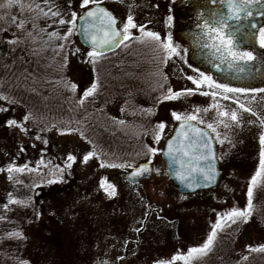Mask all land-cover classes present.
<instances>
[{"label": "rangeland", "instance_id": "1", "mask_svg": "<svg viewBox=\"0 0 264 264\" xmlns=\"http://www.w3.org/2000/svg\"><path fill=\"white\" fill-rule=\"evenodd\" d=\"M49 1L53 3L50 6L57 4V6L54 5L55 8L61 9L65 19L70 18L68 15L70 11H76L77 15L81 13L80 0H71V8H69V0ZM155 1L135 0L132 3L133 0H102L110 9L116 11L117 16L127 20L131 15L136 25L147 22L148 29L159 33L162 38L170 32L175 43L189 49L185 57L187 64L178 57H173L167 64H161L162 54L155 50L153 44L145 43V46H142L146 49L144 54L140 55L141 59L134 63L133 67L137 69L136 71L149 78L151 90L155 92L151 102L139 94L141 102H144L140 107L152 110V114H149L145 143L162 149L164 140L170 135L177 122L171 117L172 111L192 114L197 108H208V112L198 114L199 118L205 120L206 124L213 123L222 138L227 136L232 141L231 144L227 141L223 145L216 143L219 153L225 154L221 159L223 175L218 185L210 191L183 195L187 199H180L181 194L177 192L167 176L164 161L160 157L161 151L151 158L152 168L161 169V174L157 175L153 171L149 179L131 185L124 179L125 172L130 168L124 171L122 168H101L96 156L87 163H82L83 156L90 151L86 143L77 135L54 134L58 144L57 150L62 154L61 159L71 152L77 156V161L70 169L71 174L64 177L63 183L38 189L43 190V193L33 197V207L9 209L7 219L0 222V233L1 224L6 223L14 226V230H21L26 239L13 240L16 242L14 244L4 241L2 244L5 250L3 254L0 253V264H18L20 260H26L29 264H135L134 262L138 260L141 264L153 263L174 253L183 254L191 247L202 245L211 232L218 214L246 205L248 184L260 164L259 136L263 126L259 124L257 117L239 110L235 101L238 99L241 103H245L246 107L252 108L259 118L264 119V93L222 94L232 98L223 99L221 95L214 100L211 96L201 94L203 91H210L204 87L191 96L157 103L162 94H166L167 87H171L174 91L195 88L186 79L187 75H196L188 64H191L193 68H199V66H195L187 57L192 53L191 48L177 34L184 24L183 18H180L182 13L176 8V0H157L156 4ZM182 10L186 12L184 19H192L187 18L190 9L182 7ZM13 14L14 10L8 16L12 17ZM169 15L173 17L170 26L167 25ZM65 28L66 26L59 27L62 33L66 31ZM130 32L132 35L138 34V30L134 28L130 29ZM74 41L76 46L82 48L75 34ZM139 49L136 46V50ZM69 65L71 80L77 84L81 83L78 80L80 69H82L80 60L73 57ZM200 70L207 72L205 68ZM163 76H166L167 80H164ZM262 77L264 75L260 76ZM213 78L220 82L218 77L213 76ZM251 82L254 86H250V83L229 85L264 88V80L256 78ZM213 103L219 104V110L230 112L234 108L237 109L241 116L240 125L231 124L229 128L219 125V119H225L226 123L230 121L219 117L217 110L210 108ZM0 107L7 108L1 102ZM160 121L166 123V128L160 141L156 143L152 140L151 129ZM206 124L201 126L206 127ZM209 131L211 132L210 129ZM212 134L215 135V133ZM19 138L22 139L20 136ZM25 143L26 141L8 137L0 146V167L6 166L13 160L19 164L23 152L29 156L25 149L20 153V146L25 148ZM4 173H0V191ZM101 178H107L116 186L115 197L108 198L102 190H99ZM149 205H151L150 208ZM34 210L41 212L39 220L36 219ZM137 228H141L139 232L141 234L135 231ZM259 233L260 231L253 227L248 236L244 234L246 237L238 238L233 253L237 255L239 261L249 246L257 247L264 244V234L262 233L259 237ZM136 238L141 239L137 246L132 244V240ZM148 238L153 240V245L150 247L145 244ZM129 240L130 243L125 244ZM124 251L142 252L140 255L145 257L129 262L125 259L118 260L117 257L124 256Z\"/></svg>", "mask_w": 264, "mask_h": 264}, {"label": "snow or ice", "instance_id": "2", "mask_svg": "<svg viewBox=\"0 0 264 264\" xmlns=\"http://www.w3.org/2000/svg\"><path fill=\"white\" fill-rule=\"evenodd\" d=\"M102 0H80V9L82 15L78 17L76 11H70L68 15L69 19L64 18V13L55 8L54 5H49L48 0H44V7L40 4L29 3L25 5L23 0H6V3L0 4V8L11 9L12 7H19L23 13L25 9L33 13L30 19H18L12 16L7 28H0V32L8 31L10 28H15L16 31L12 33V37L3 41L10 46V51L15 52L16 47L25 42L32 44L37 43V37L40 33H43L48 37V41L55 38L56 41H64V43H57L53 51L56 55L63 51L65 45L69 42V38L77 30V19L83 21L82 35L85 41L90 44L91 50L86 51L85 55L88 62L95 66L100 59L103 58L104 48L111 50L113 46L120 47L123 45L128 47L126 42L131 40H139L141 43H151L154 45L155 50L160 52L161 64H167V62L173 57H178L181 61L187 64L186 54L188 48H182L180 44L173 41L172 35L169 32L166 37L162 38L157 32L146 30V25H136L131 15L127 18V23L122 28L117 26V20L115 16L101 7ZM212 5H217L214 8H207L206 5H193L196 11V31L190 32L189 39L191 44L197 50L199 54H205L204 58L209 64L221 74H230L233 79H243L252 75V70L255 68V62L259 60L264 63V55L258 56L254 50H250L249 45H258L260 49H264V25H259L254 17L264 18V0H210ZM260 7L257 8L256 6ZM158 7V5H157ZM45 8L47 10H45ZM69 8H71V0H69ZM207 8V11L205 10ZM41 18L52 19L53 23L60 26H67V30L60 34L57 31L47 32L44 28L38 29V21ZM4 16H0V20H4ZM173 21V17L169 15L167 17V25L170 26ZM31 24V29L28 25ZM51 27V25H49ZM138 28L141 33L140 36H133L130 29ZM42 39V37H41ZM59 50V51H58ZM39 50H32V54H37ZM79 48L75 49V53H79ZM74 53V54H75ZM62 67H66L67 57L63 58ZM252 66L251 68L249 66ZM188 67L192 69L196 75H187L186 79L190 81L195 88H185L179 91H174L171 87H167L166 94L157 100V103L163 101L178 100L181 97L191 96L201 88H208L210 91H203L201 94L204 96H211L214 100L222 94H248V93H264V88H250V87H232L227 83H220L213 78V75L201 71L199 68H193L191 64ZM30 74L25 75L24 79L27 80ZM19 79V78H18ZM164 80H167L166 76H163ZM47 82V81H46ZM60 83V82H57ZM64 87L73 93L77 89V85L71 82H64ZM99 81L93 82L91 86L86 89L83 96L77 101V104L82 106L85 100L89 97H94L99 89ZM163 87V85H161ZM33 92H36L35 88H32ZM38 94V93H37ZM223 99H231L228 95H222ZM252 99H255L253 95ZM0 101H7L8 103H16L14 100H10L7 95L0 92ZM237 108L243 112L250 113L252 116L257 117L259 124L264 126V119L259 118L257 113L252 108L246 107L245 103H241L238 99L235 101ZM211 109L217 110V114L221 118H227L230 123H226L225 119H219L218 124L223 125L224 128H229L231 124L239 126L241 123V116L237 109L229 111L219 110V104L213 103L210 106ZM8 109L0 107V112H7ZM125 109L121 108V112ZM145 114H152L151 109H142ZM208 108L195 109L192 114H181L176 111L171 112V117L180 122V127L176 130V135L167 140V150L163 153L168 157V165L177 179L181 181L185 188L194 191L199 187H208L213 184L218 175L216 164L219 159H222L225 154L217 156L214 148L213 141L223 145L226 141L232 143L227 136L221 137V134L214 127L213 123H207L205 120L199 118L198 114L201 112H208ZM35 117L31 112H26L23 118L18 121L16 119H8L5 121V127L17 128L25 135L28 134L29 129L26 124L30 120H34ZM113 121L119 125L125 123L124 120ZM193 122L197 124H206L207 129H210L215 135H210L204 128L197 127ZM250 123L254 121H249ZM55 127V125H53ZM166 128L164 121L157 122L151 129L152 140L158 143L162 137V134ZM51 129L42 128L41 131H50ZM61 134L65 132L71 133L73 131H79L78 129L58 128ZM83 137L84 133L79 132ZM145 135L148 134L146 131ZM36 140H41L40 135H36ZM42 143L47 144L48 141L42 140ZM91 144V141H88ZM259 143L260 149V164L256 173L251 177V180L247 188L248 204L245 209L232 208L223 214L217 215L216 222L212 225L211 232L207 236L206 241L198 246L188 249L186 255H173L170 259H160L154 262V264H175L178 260L185 261V264H189L190 261L207 255L213 248L214 242L217 238L218 231H222L224 228L231 224L238 222H247L251 215L253 188L258 184H262V178H264V131L260 133ZM35 147V145H33ZM24 151L23 146H20V153ZM160 149L157 147L144 145V156L147 158L145 163L139 165H133L127 161L122 163H112L101 160L100 167L105 168H131L133 171L129 173V177L135 180L136 177L150 174L155 171L157 175L161 174V169L151 167L152 157H154ZM95 145L93 150L88 151L82 158V163H87L91 158L96 156ZM139 155V154H138ZM98 158V157H97ZM77 161V156L71 152L67 154L64 167L59 165L53 166L49 169L51 162H45L43 158L38 160L35 166H29L28 164L17 165L15 160L11 161L4 167H0V173L6 172L8 180L13 181V173H36L38 175L50 177L48 179H40L39 183H32L28 185L31 189H36L42 185H51L55 183L64 182V174L73 167V164ZM175 166V167H173ZM47 170V171H46ZM70 174V173H69ZM15 183L23 185V181L16 179ZM99 190H102L108 198L115 197L117 195L116 186L110 183L107 178H101L99 182ZM39 193H37L38 195ZM180 199H187L186 196L181 195ZM10 205H20L23 207H33L34 200L32 196H28L26 199H18L11 192L8 193V200L3 205L5 211L9 210ZM151 205H149V208ZM34 215L37 220L41 217L39 210H34ZM147 216V213L145 214ZM6 216L0 215V220H6ZM223 221V222H222ZM31 222V221H29ZM143 224V222H142ZM137 233L141 231V228L135 229ZM8 239L25 240L23 232L19 229L13 230L6 234ZM128 241L125 242L127 244ZM249 250L252 252H264V244L257 247L249 246ZM244 256L242 259H247ZM118 260H123V257H117ZM18 264H29L26 260H20Z\"/></svg>", "mask_w": 264, "mask_h": 264}, {"label": "trees", "instance_id": "3", "mask_svg": "<svg viewBox=\"0 0 264 264\" xmlns=\"http://www.w3.org/2000/svg\"><path fill=\"white\" fill-rule=\"evenodd\" d=\"M23 2L25 5L33 3L40 4L41 7L45 6L44 0H23ZM3 3H6V0H0V4ZM48 3L49 5L53 4L49 0ZM54 5L57 6V4ZM13 10V16L18 19H30L33 15L27 9L22 13L20 8L15 6L7 11L0 8V16L5 17L4 20H0V28L8 27L11 19L8 14ZM45 10L47 9L45 8ZM49 25L52 26L49 27ZM59 27L63 26H57L52 19L41 18L38 21V29L44 28L47 32L57 31L63 34ZM28 28L31 29V24L28 25ZM65 30H67V26ZM15 31V28H10L8 31L0 32V92L7 95L10 100L16 101V103L0 101L1 104L9 108L8 112L0 113V146L8 137L26 141L24 149L28 151L29 156H26V152H23L20 156L21 162L17 165L35 166L36 162L43 158L46 163L51 162L48 166L49 169L55 165L64 167L67 154L61 159L62 154L57 150L58 144L54 137V134H61L57 130L61 127L78 129L79 131L65 132V134L77 135L90 150H93V145H95L96 157L100 162L101 160L112 163L127 161L135 165L146 161L147 158L143 154L144 145L146 144L144 133L148 132L149 114L141 111L140 106L144 102H141L139 96H144L145 99L151 102L155 97L153 94L155 92L151 90L149 78L139 73V71L137 72V69L133 67L134 63L141 59L139 56L144 54L146 49L142 46H145V43L131 40L127 42V48L122 46L116 52L103 56L93 66L88 62L85 55L87 50L76 46L74 34L69 38V42L65 45L63 51L56 55L53 48L56 47L57 43H64V41H56L53 38L45 44L48 37L43 33L38 35L37 43L25 42L16 47L15 52L10 51V46L3 41L11 38L12 33ZM136 46L140 49L136 50ZM76 48L81 51L75 53ZM34 49L39 50L35 55L32 54ZM65 56L67 57V64L66 67H62ZM73 57L78 58L82 65L78 75V80L81 83L78 82V84L71 80L68 70ZM147 60L150 61V59ZM28 74L30 76L25 80L24 76ZM257 75L260 77L261 71ZM97 79L100 85L97 93L94 97L86 99L82 106L78 105L77 101L83 96L84 91ZM83 81L85 83H82ZM64 82L75 83L78 86L75 93L68 91L64 87ZM32 88H35L36 92H33ZM121 108H124L125 111L121 112ZM26 112H31L35 117L34 120H30L26 124L29 129L27 135L17 128L5 127L6 120L16 119L20 121ZM112 118L124 120L125 123L119 125ZM42 128L51 130L42 132ZM79 132H83L84 136L82 137ZM36 135H40L42 139L36 140ZM45 139L48 141L47 144L42 143V140ZM88 141L92 143L89 144ZM33 145L36 146L33 147ZM219 162L222 166L223 161L219 159ZM125 169L122 168L123 171ZM69 173L71 174L70 169L65 172L64 177H68ZM13 176L14 180L9 181L5 172L1 178L0 213L1 215L7 214L6 217L9 210L5 211L3 205L8 200V193L11 192L18 199H26L28 196L34 197L36 190L49 186L45 184L34 190L28 187L32 183H39L41 178H50L47 176L36 173H13ZM16 179L22 180L23 185L15 183ZM262 184H264V178H262ZM247 204L248 197L246 205L239 209H245ZM13 207L23 208L20 205H10L9 209ZM1 227L0 253L3 254L5 247L2 243L4 241L14 244L16 243L14 241L18 240L6 238V234L15 229L14 226L2 223ZM253 227L260 231L259 237L262 233L264 234V186L259 184L253 188L251 215L247 222L231 224L222 231H218L212 250L207 255L190 261L189 264H264V255H262L264 252L262 254L258 251L252 252L248 247L242 254L243 257L247 256L248 258L245 260L240 257V261L237 255L233 253L238 238L248 236ZM140 240L136 238L132 240V244L137 246ZM145 244L150 247L153 245V240L148 238ZM140 254L142 252L124 251L123 258L128 262L130 260L136 261L145 257ZM186 254L187 252L183 254L174 253L173 255ZM172 256L161 259L167 260ZM138 261L134 263L141 264ZM154 262H145L144 264H154ZM175 264H185V261L178 260Z\"/></svg>", "mask_w": 264, "mask_h": 264}, {"label": "flooded vegetation", "instance_id": "4", "mask_svg": "<svg viewBox=\"0 0 264 264\" xmlns=\"http://www.w3.org/2000/svg\"><path fill=\"white\" fill-rule=\"evenodd\" d=\"M135 0H133L132 3H134ZM157 1V0H156ZM154 2L155 4L158 3V2ZM106 4V3H105ZM138 4V3H137ZM187 5V7H186ZM193 5H206L207 8H214V7H217V5H212L210 3V0H176V8L178 10L181 11L182 13V16L180 18H183L182 19V22H183V27L181 28V30H179L177 32V34L183 39L185 40L190 48H191V54L188 55V58L190 59V61L194 64V65H199V66H202V67H206V69L208 70L210 67H211V64L208 63V61L204 58V55L206 54H199L197 53V50L195 49V47L191 44V41L189 39V33L190 32H194L196 31L195 29V23H196V11L195 9L193 8ZM106 6L108 7V5L106 4ZM185 6V7H184ZM182 7L185 8V9H190V12H188V16L187 18L191 17L192 19H184V17L186 16L185 15V10L183 11L182 10ZM257 8H259L260 6L257 5L256 6ZM109 8V7H108ZM207 8L205 9L207 11ZM110 9V8H109ZM113 13L116 12L115 10L113 9H110ZM116 14V13H115ZM118 18H119V22H121L122 24V27L125 23H127V20L126 19H123V17H119L118 15ZM254 19L257 21V23L259 25H264V18H261V17H254ZM134 21V20H133ZM135 23V22H134ZM140 24V23H139ZM140 25H146V30H150L148 29L149 27L147 25H149V23L145 22V23H141ZM139 26V25H138ZM134 30H139L138 28H134ZM249 48L250 50H254V52L258 55V56H261V55H264V49H260L258 47V45H249ZM257 65L256 68H254L252 70V75L247 77V78H243V79H233L231 78V75L230 74H219V75H213L215 77H218L220 79V82L222 83H226V82H233L235 85H239V84H242V85H247L249 84L250 86H254L253 85V82H251L252 80H255L256 78L259 79L260 77L257 75L260 71H261V75H263V69H264V63H261L259 60H257L255 62V66ZM250 68L252 67L251 65L249 66ZM261 80H264V77L260 78Z\"/></svg>", "mask_w": 264, "mask_h": 264}, {"label": "water", "instance_id": "5", "mask_svg": "<svg viewBox=\"0 0 264 264\" xmlns=\"http://www.w3.org/2000/svg\"><path fill=\"white\" fill-rule=\"evenodd\" d=\"M101 7L105 8L103 5H100ZM106 9V8H105ZM83 14V13H82ZM81 14V15H82ZM83 21L77 19V22H76V25H77V30H76V35H77V38L79 40V42L85 46L86 48L90 49V44L88 42L85 41V38L84 36L81 34L82 33V26H83ZM118 47L116 46H113L111 48V50H109L108 48H104L103 49V52L104 54L106 53H109L111 51H114L116 50ZM213 71H214V68H213ZM193 124H195L197 127H201L200 125L196 124L193 122ZM180 127V122H177L175 124V126L173 127V130H172V133L171 135L165 140L164 142V145H163V149L161 151V158L164 160V163H165V167H166V171H167V175H168V178L172 181V183L176 186L177 190L179 193H193V192H196V191H199V190H207V189H211L213 187H215L219 181V178H220V170H219V166H218V161H217V164H216V169H217V172H218V175L216 176V180L213 184L209 185L208 187H199V188H196L194 191L192 190H189L187 188L184 187V185L181 183V181L179 179H177L173 174H171V169L168 165V157L165 156L163 153L167 150V140L173 136L176 135V130H178ZM201 128H204V127H201ZM205 131L209 132L207 129L204 128ZM210 134V132H209ZM211 135V134H210ZM213 148L216 152V147H215V141H213ZM142 163H145V162H142ZM141 164V163H139ZM137 164V165H139ZM175 167V166H173ZM133 171V169H130L128 172H126L125 174V180L128 182V183H131V184H136V183H139L141 180L143 179H148L152 172L150 174H145L143 176H139V177H136L135 180L131 179L129 177V173Z\"/></svg>", "mask_w": 264, "mask_h": 264}]
</instances>
